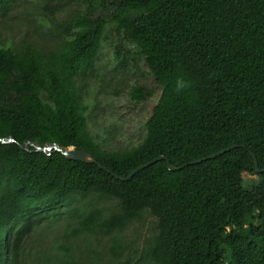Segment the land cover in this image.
<instances>
[{
    "label": "trees",
    "instance_id": "1",
    "mask_svg": "<svg viewBox=\"0 0 264 264\" xmlns=\"http://www.w3.org/2000/svg\"><path fill=\"white\" fill-rule=\"evenodd\" d=\"M17 1L0 0V11ZM86 3L106 17L76 13L56 49L0 47V140H13L0 142V264H20L35 227L91 196L116 208L106 216L93 204L74 208L73 236L121 234L155 220L139 259L126 264H264V172L250 155L264 171V0ZM108 23L160 88L142 143L121 152L89 135L75 85ZM152 95L139 85L130 92L134 102ZM26 143L86 151L121 178L166 160L121 181L54 149L22 150ZM249 175L258 182L246 187ZM113 241L117 254L123 247ZM64 248L59 264H74Z\"/></svg>",
    "mask_w": 264,
    "mask_h": 264
},
{
    "label": "rangeland",
    "instance_id": "2",
    "mask_svg": "<svg viewBox=\"0 0 264 264\" xmlns=\"http://www.w3.org/2000/svg\"><path fill=\"white\" fill-rule=\"evenodd\" d=\"M86 1L13 3L0 11V47L16 50L31 44L43 53L56 49L64 28L76 13L106 17L99 6L90 9ZM134 52V47L116 33L115 24L108 23L91 67L79 73L75 80L86 108L83 114L86 130L105 151L121 152L141 144L146 135V122L160 96V88L154 84L143 59ZM138 85L153 90L148 101L131 100V89ZM257 182V176L249 175L244 186ZM85 204L95 205L103 216L116 208L115 202L92 196L69 208H61V215L40 223L24 240L20 264H59L64 247L70 249L74 264H126L128 259L138 260L155 220L147 217L143 225L133 224L121 234L73 236L79 221L73 209L81 211ZM113 240L123 247L117 254L113 253Z\"/></svg>",
    "mask_w": 264,
    "mask_h": 264
},
{
    "label": "water",
    "instance_id": "3",
    "mask_svg": "<svg viewBox=\"0 0 264 264\" xmlns=\"http://www.w3.org/2000/svg\"><path fill=\"white\" fill-rule=\"evenodd\" d=\"M0 142L4 144V143L13 142V140L11 138H7V139L0 140ZM27 146H33L36 151H43V152L44 151H50V149H54L55 151L59 152L61 155H63L68 160L81 161V162H84V163L96 164L104 172L110 174L115 179L121 180V181H128L131 177H133V175H135L136 173L140 172L141 170L151 166L152 164L157 163L158 161L166 160L164 157H158V158H156V159H154V160H152V161H150V162L138 167L128 177L121 178V177H118L115 174H113L110 170L106 169L105 167L99 165L96 162V160L89 153H87L86 151L75 150L73 148H60V147H58L57 145H54V144L43 149V148H40V147H38V146H36V145H34L32 143H26V144L21 145V149L22 150H27ZM232 148H234V147H231L230 149H232ZM222 153H224V151L219 152V153H217L215 155H212L208 159H213V158L219 156ZM250 155H251V157L253 159L256 173L264 172V171L259 170L257 162H256V159H255V156L251 152H250ZM200 162L201 161H196V162H193V163H190V164L200 163ZM167 165H168L169 170H176L174 167L169 165L168 161H167Z\"/></svg>",
    "mask_w": 264,
    "mask_h": 264
}]
</instances>
